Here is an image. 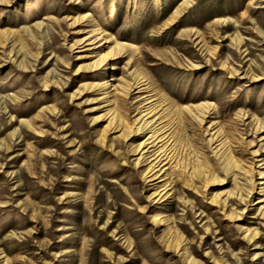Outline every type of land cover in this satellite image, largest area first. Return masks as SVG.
Masks as SVG:
<instances>
[{"label":"rangeland","instance_id":"obj_1","mask_svg":"<svg viewBox=\"0 0 264 264\" xmlns=\"http://www.w3.org/2000/svg\"><path fill=\"white\" fill-rule=\"evenodd\" d=\"M0 264H264V0H0Z\"/></svg>","mask_w":264,"mask_h":264}]
</instances>
